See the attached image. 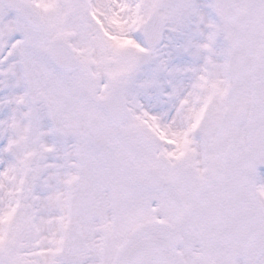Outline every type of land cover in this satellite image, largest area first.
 Instances as JSON below:
<instances>
[{
  "label": "snow or ice",
  "instance_id": "6c2138e0",
  "mask_svg": "<svg viewBox=\"0 0 264 264\" xmlns=\"http://www.w3.org/2000/svg\"><path fill=\"white\" fill-rule=\"evenodd\" d=\"M0 264H264V0H0Z\"/></svg>",
  "mask_w": 264,
  "mask_h": 264
}]
</instances>
